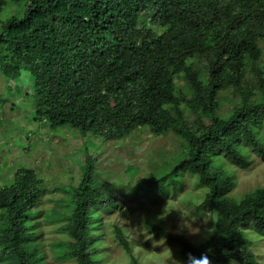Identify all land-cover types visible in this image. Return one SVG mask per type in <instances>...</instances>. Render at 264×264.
Listing matches in <instances>:
<instances>
[{"label":"trees","instance_id":"trees-1","mask_svg":"<svg viewBox=\"0 0 264 264\" xmlns=\"http://www.w3.org/2000/svg\"><path fill=\"white\" fill-rule=\"evenodd\" d=\"M262 41L264 0H0V74L7 82L31 76L33 121L104 141L141 128L181 139L169 160L125 187L163 199L182 188L185 173L196 176L205 189L198 206L215 213L204 240L144 221L185 264H261L248 231L264 237V185L235 199L226 164L244 169L250 152L264 159ZM227 90L233 99L221 113ZM94 162L87 153L67 204L47 218L63 221L56 255L74 264L97 263L100 211L120 205L116 184L97 180ZM44 192L28 166L0 186V264H46L34 243ZM115 229L128 264H140Z\"/></svg>","mask_w":264,"mask_h":264},{"label":"rangeland","instance_id":"rangeland-1","mask_svg":"<svg viewBox=\"0 0 264 264\" xmlns=\"http://www.w3.org/2000/svg\"><path fill=\"white\" fill-rule=\"evenodd\" d=\"M2 15L5 16L6 12ZM260 44L263 53L260 65L264 68V41ZM10 85L14 92L10 91ZM32 88L33 79L28 73L9 82L0 74V186L11 181L13 172L19 166L35 169L43 179L45 192L38 204L42 213L37 218L34 243L44 253L45 263L74 264L71 259L57 257L63 252L56 246L65 238L60 229L63 221L47 218L54 217L56 210L67 204L68 190L79 181L88 153L94 158L97 180L116 184V195L120 201V205L110 211H100L96 264L129 263L130 255L119 242L115 226L121 228L140 264H185L177 246L149 233L144 221L147 219L171 232L182 233L192 243L204 240L213 229L215 213L195 203L197 193L205 192L204 188L196 186V176L185 173L182 188L175 196L163 199L156 198L152 193L136 197L125 187L147 177L169 160L176 154L181 139L172 132L155 136L147 128L115 141H104L90 133L81 135L68 125L50 130L45 123L33 121L35 97ZM232 99L231 90L221 93V113L229 110ZM226 166L232 169L236 182L230 193L235 199L264 185V159L257 154L250 152L249 165L244 169L230 164ZM182 200L184 207L181 208ZM174 207L181 208L184 217ZM191 210H194V215ZM248 235L253 241V251L264 264V237L252 230L248 231Z\"/></svg>","mask_w":264,"mask_h":264},{"label":"clouds","instance_id":"clouds-1","mask_svg":"<svg viewBox=\"0 0 264 264\" xmlns=\"http://www.w3.org/2000/svg\"><path fill=\"white\" fill-rule=\"evenodd\" d=\"M191 187H192V190L195 191V186L192 185ZM203 200H204V194H202V193H197L195 203H196L197 205L202 204V203H203ZM180 203H181V208L184 207V201L182 200ZM166 205H167V203H166ZM166 205H165V206H166ZM181 208H175V207H174V210H177V211L180 213V215H181L182 217H184V216L182 215ZM191 214L194 215V210H191ZM210 232H211V231H210ZM169 257L171 258V252H170V250H169ZM193 264H209V261H208L207 257H202V258L199 259V260H195V261H193Z\"/></svg>","mask_w":264,"mask_h":264}]
</instances>
